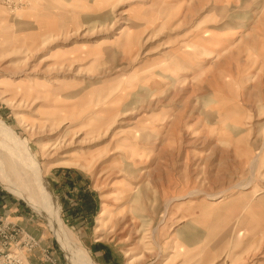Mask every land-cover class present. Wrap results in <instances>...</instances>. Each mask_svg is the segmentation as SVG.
Returning <instances> with one entry per match:
<instances>
[{
  "label": "rangeland",
  "instance_id": "obj_1",
  "mask_svg": "<svg viewBox=\"0 0 264 264\" xmlns=\"http://www.w3.org/2000/svg\"><path fill=\"white\" fill-rule=\"evenodd\" d=\"M0 169L30 257L264 264V0H0Z\"/></svg>",
  "mask_w": 264,
  "mask_h": 264
},
{
  "label": "built area",
  "instance_id": "obj_2",
  "mask_svg": "<svg viewBox=\"0 0 264 264\" xmlns=\"http://www.w3.org/2000/svg\"><path fill=\"white\" fill-rule=\"evenodd\" d=\"M39 241L30 237L19 225L8 220L0 208V264H28L30 254L39 248ZM43 253L42 262L55 264L51 254Z\"/></svg>",
  "mask_w": 264,
  "mask_h": 264
},
{
  "label": "bare ground",
  "instance_id": "obj_3",
  "mask_svg": "<svg viewBox=\"0 0 264 264\" xmlns=\"http://www.w3.org/2000/svg\"><path fill=\"white\" fill-rule=\"evenodd\" d=\"M24 155V154H23ZM24 158V157H23ZM27 160V159H26ZM20 162V161H19ZM27 164V163H26ZM13 165V164H12ZM11 165V166H12ZM21 165V164H20ZM23 165V164H22ZM25 166V165H24ZM23 166V167H24ZM19 167V166H18ZM4 168V167H3ZM14 168V167H13ZM15 169V168H14ZM27 170V168H24ZM17 171V169H16ZM30 171V170H29ZM15 172V171H14ZM25 172V171H24ZM19 174L20 176V173H17ZM4 175V176H3ZM22 175V174H21ZM26 176L27 179L25 180V185H20V188H22L23 190H20L18 188H15L12 186V189L10 188L11 192H13L14 194H17V195H21L22 197L26 198L28 201H30L36 208H40V207H43V203H45V196H46V193H47V190L45 187L41 186L38 178H39V174L36 173V172H28L27 173H24L23 176ZM16 176V175H15ZM18 176V177H19ZM6 177V174L3 173V171L0 169V181L3 180V178L5 179ZM20 178V177H19ZM23 178V177H22ZM7 180V179H5ZM21 180V179H20ZM22 181V180H21ZM3 182V181H1ZM21 184V183H20ZM23 184V183H22ZM9 185V186H10ZM19 187V186H18ZM48 194V193H47ZM49 198V197H48ZM42 199H44V202L42 201ZM47 206V205H46ZM49 206H47L48 208ZM53 212V211H52ZM56 214V213H55ZM106 217V209L104 208V211H102V213L100 214L99 216V219L97 221V224H99L100 222H103L104 218ZM57 226V224L55 223L54 221V226ZM55 226V227H56ZM56 230L58 232V234L68 240V237H67V234L59 227H56ZM82 263V262H81Z\"/></svg>",
  "mask_w": 264,
  "mask_h": 264
},
{
  "label": "crops",
  "instance_id": "obj_4",
  "mask_svg": "<svg viewBox=\"0 0 264 264\" xmlns=\"http://www.w3.org/2000/svg\"><path fill=\"white\" fill-rule=\"evenodd\" d=\"M70 186H71V189H75V184H70ZM0 206H3V212H5L6 215H8V206L7 205H4V204H1ZM73 211L76 212V213L79 212V211H77V209H74ZM76 215L77 214H75V216ZM21 219L23 220V218H21ZM28 225H29L28 224V220H26V223L22 224V226L25 227L26 229H28ZM47 247L49 249H51L50 246L47 245ZM52 250H54V249H52ZM30 256L28 258V260H29V263L28 264H50V263H45V262H42L41 261L43 259V253H41V255L38 254L36 256H34V255L32 257H30ZM52 256L58 262H59V259L61 260V257L57 255L56 250L53 251ZM55 264H57V263H55Z\"/></svg>",
  "mask_w": 264,
  "mask_h": 264
}]
</instances>
